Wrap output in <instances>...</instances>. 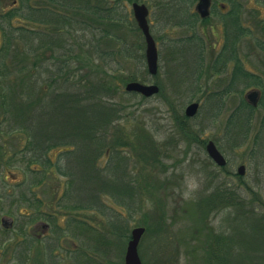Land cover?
<instances>
[{
	"label": "rangeland",
	"instance_id": "374dc122",
	"mask_svg": "<svg viewBox=\"0 0 264 264\" xmlns=\"http://www.w3.org/2000/svg\"><path fill=\"white\" fill-rule=\"evenodd\" d=\"M163 1L165 0H119L117 11L121 16L126 17L127 22L119 24L117 29H109L113 34L118 33L116 35L122 38L125 46L132 50L133 57H119L118 54L115 63L110 64L112 69H119L118 75L131 80L121 86L122 93H117L112 98L113 100H109L117 104L119 109L121 108L122 119L112 123L111 126L108 125V129L106 127L108 137L111 138L114 133L111 139L106 138L110 144L115 140L117 131H128V138L124 137V140L134 143L135 148H122L121 154L108 152L109 155L106 156L103 153L99 164L111 166L108 168L109 171L104 170V175L113 180L117 175L116 172L113 173V170L124 159L137 182L136 191L139 190V194L137 192L132 201L115 204L113 200L108 199L112 210L123 214L121 218L119 215L116 217L118 218L116 222L118 227L126 230L128 235L125 240H118L119 231L116 235L105 236L113 252L111 261L119 264H124L125 249L130 240V233L136 227H143L146 231L138 245L141 264H171L170 261L173 260L175 254L171 243H174L176 237L185 231L187 223L191 222V207L193 208L201 196L214 191L218 183L238 186L245 192H249L248 189L254 190L261 195L264 201V130L263 134L261 133L262 136L259 133L263 110L255 108L251 126L244 138L242 137L244 132L241 130L237 129L233 132L227 130V121L239 105L241 97L252 104L247 99V95L252 91H260V89L254 86L243 88L241 84L231 89V65L222 73L216 74L214 70L210 71L211 55L216 52L217 44L220 42L219 29L222 24L218 16L219 0L212 1L209 17L197 21L194 28L190 30L186 27L175 26L172 21H168L167 13L160 7ZM235 1L241 8L239 16L243 28L246 27L249 31V35H244L238 41L242 67L249 74L260 77L264 85V51L256 45V41L264 44V0ZM106 3L112 2L108 0ZM132 3L144 4L149 10L147 17L149 31L158 52V68L156 74L153 75L146 67L145 39L134 20ZM196 3V0H189L191 13H196ZM228 8L225 9L228 10ZM225 21L230 29L234 26L229 19ZM97 26L99 25L94 22H87L84 27H75L76 30L73 32V38L78 43H82L80 51L78 50L81 60L75 61L74 68L76 64H80L82 68L78 74L86 76L87 80L94 79L97 72L100 78H110L109 74L104 73L105 70L101 68L103 64L99 63L94 49L97 45L96 38L102 37V29L107 28L101 26L98 29ZM80 29L86 31H80ZM197 39L203 44L206 41L211 48V51L209 49L203 58L204 63L202 50L199 49L201 45ZM189 40L195 41L188 43ZM101 47L112 51L118 49L112 41L109 45ZM125 53V55L128 54V52ZM129 82L153 84L159 90L150 97L133 92L124 94L126 92L124 87ZM241 90L242 95H240ZM216 92L221 95L226 93L225 97L218 102V108L214 100L206 99ZM259 98L258 95L254 107H257ZM107 99L108 97H104V101ZM194 102L199 104V108L195 116L188 118L184 110ZM214 111H217L218 115L214 121H211L213 119L210 118V114ZM178 117L182 119L183 125L177 123ZM140 127L149 134L146 138L153 140L152 150L154 151L152 153L146 152L144 144L138 142L145 138H138L139 140L136 138L142 133L138 130ZM258 135L259 139L256 140ZM8 140L3 145L5 157L0 160V264H78L79 260L81 264V258H75V255L64 258L61 250L62 248L78 250L81 245L83 246V241L88 240L77 235L71 239L72 232L75 231L74 224L65 233H60V229L56 226L60 224V228L64 229L68 222L65 220V215L68 212L80 211L78 209L65 210L60 208V205L82 204L87 206L86 197L90 194L86 193V190L82 192L71 190V188L66 190L62 180L53 181L46 178L42 180V185L31 187L34 177L24 173L23 168L15 165L16 163L14 164L9 158L17 146L15 138L11 137ZM209 141H212L224 156L226 160L224 166L216 165L208 157L205 148ZM118 149L121 150V148ZM146 150H148V145ZM91 155L87 153L78 156L76 167L78 170L75 171L77 175L90 174ZM6 165L8 167L10 165V168ZM241 165L245 167L243 175H239L242 181L237 176V170ZM121 183L116 187L119 192L121 188H124ZM63 190L67 191L66 197L58 203ZM16 200H21L20 204H16ZM36 204L39 206H37L38 210L53 218L51 223L40 218L32 220L35 217ZM182 209L186 212L183 213ZM89 213H93L88 215L86 212L91 225L102 230L100 222H94V211ZM159 215L168 229L163 238L153 233L157 227L155 218ZM220 215L222 213L211 214L212 225L215 228H218ZM29 220L30 222H26L25 227L19 230V223ZM108 221L111 226L114 225L110 219ZM106 230L113 234L111 228H106ZM184 234H188V231ZM153 241L155 246L158 245L157 247L154 246ZM88 245L94 247L95 243H88ZM143 249L142 259L140 254ZM48 250L50 254L47 257L45 252ZM181 257L184 262L186 256L181 253Z\"/></svg>",
	"mask_w": 264,
	"mask_h": 264
},
{
	"label": "trees",
	"instance_id": "16d2710c",
	"mask_svg": "<svg viewBox=\"0 0 264 264\" xmlns=\"http://www.w3.org/2000/svg\"><path fill=\"white\" fill-rule=\"evenodd\" d=\"M7 1L10 4L7 5ZM107 1L0 0V160L5 157V141L14 137L17 146L9 158L15 165L22 167L24 173L34 177L31 187L42 185V180L46 178L53 181L62 180L66 190H86V193L90 194L86 197L87 206L60 205V208L65 210L80 211H76L79 214L68 212L65 215V220L68 221L66 229L60 228V224L56 226L60 233H65L74 224L75 231L72 232L71 239L77 235L89 241L84 240L83 246L78 250H61L64 258L73 255L75 258H81V264H119L111 261L113 252L105 236L116 235L119 231L118 240H125L128 235L116 222V217L119 215L121 218L123 214L112 210L108 199L113 200L115 204L132 201L139 191H136L137 182L124 159L113 170V173H117L113 180L104 175V170L109 171L111 166L99 164L103 153L106 156L109 155L108 152L121 154L122 148H135L134 143L124 140V137L128 138V131H117L115 140H111L110 144L107 141L114 133L111 138L108 137L106 127L108 129V125L111 126L122 119L121 108L109 100H113L114 95L121 92V86L131 80L118 75L119 69H112L110 64L115 63L118 54L119 57H133L132 50L125 46L122 38L116 35L118 33L113 34L109 30L117 29L119 24L127 22L126 17L117 11L119 0H109L112 2L110 4L106 3ZM161 4L160 7L167 13L166 18L175 26L193 29L196 22L201 21L197 13H191L189 10V0H165ZM234 8L238 9L234 29H238L240 39L249 35V31L246 27L243 28L239 16L240 6L235 5ZM225 19L228 18H224V21ZM87 22L98 24V29L101 26L107 28L103 27V36L96 38L97 45L94 49L99 63L103 64L99 66L105 70L104 73L109 74V79L100 78L97 72L94 79L87 80L86 76L78 74L82 68L80 64H76L74 68L75 61L81 60L78 50L80 51L82 43L73 38V32L75 27H84ZM110 41L117 46L118 51L101 47L109 45ZM191 41L188 43L195 40ZM197 42H200L202 47L203 42ZM256 45L264 51L263 43L256 41ZM125 52L131 54L125 55ZM237 84L243 85V88H259L261 94L257 107L241 97L239 105L227 121V130H241L244 132V138L251 126L255 110L260 108L263 110V116L259 133L263 134L264 85L261 78L249 74L239 62L238 73L236 78L231 80L230 88L233 89ZM225 94L212 93L206 99L214 100L218 108V102ZM104 97H108L107 101H104ZM217 115V111L210 114L213 119L211 121H214ZM180 119L178 117L176 121L183 125ZM138 130L142 133L136 138L145 139L137 141L144 144L146 152L152 153L153 140L146 138L149 134L144 132V128L140 127ZM258 139L259 135L256 136V140ZM87 153L92 154L89 161L90 174L77 175L75 171L78 170V156ZM113 164L112 162V166L115 165ZM237 176L241 180L242 177ZM120 183L124 187L120 189L121 192L116 190ZM66 190L61 193L58 203L66 197ZM248 190L249 192H245L238 186L218 183L214 191L201 196L193 208L191 207V222L187 223L185 229L188 234L185 235V231H182L174 243H171L175 254L170 263L264 264V201L259 193ZM20 202L21 200L15 201L16 204ZM37 206L36 204L35 217L32 220L40 218L51 223L53 218L38 210ZM90 211H94V222L99 221L102 230L91 225L88 215L93 213H89ZM182 211L186 212L184 209ZM216 212L222 213L218 228L213 227L211 219V214ZM109 219L114 225L111 226ZM26 222L29 223L30 220L19 223V230L25 227ZM155 224L157 227L153 233L163 238L168 229L160 215L155 218ZM105 227L111 228L113 234ZM148 237L150 238L149 235ZM92 242L95 243L94 247L88 245ZM153 243L155 246L154 241ZM181 253L186 256L184 262ZM49 254V250L45 252V256L48 257ZM140 255L143 259L144 249ZM80 262L81 260L77 263Z\"/></svg>",
	"mask_w": 264,
	"mask_h": 264
},
{
	"label": "water",
	"instance_id": "95a60500",
	"mask_svg": "<svg viewBox=\"0 0 264 264\" xmlns=\"http://www.w3.org/2000/svg\"><path fill=\"white\" fill-rule=\"evenodd\" d=\"M133 17L136 21L137 27L141 31L145 39V61L146 67L150 74H156L158 68V54L157 48L153 38L150 35L149 25L147 21L148 9L144 4L132 3L131 5ZM196 10L200 17L204 18L209 15V0H198ZM126 92L138 93L144 97H150L158 92V87L153 84H142L139 82H129L124 87ZM257 93L255 91L251 92L247 99L252 103L256 104ZM199 104L194 102L189 104L185 110L184 114L186 117L191 118L195 116ZM206 153L208 157L218 166H224L226 164L225 158L218 151L215 144L209 141L206 145ZM245 167L243 165L239 166L237 173L238 175H243ZM145 232L143 227H136L131 230L130 240L127 243L124 255V264H141V260L138 255V245L139 241Z\"/></svg>",
	"mask_w": 264,
	"mask_h": 264
},
{
	"label": "flooded vegetation",
	"instance_id": "af4514ba",
	"mask_svg": "<svg viewBox=\"0 0 264 264\" xmlns=\"http://www.w3.org/2000/svg\"><path fill=\"white\" fill-rule=\"evenodd\" d=\"M213 0H209V10L211 9ZM219 20L221 21V29L220 31V42H218V48L215 50L216 52L211 55L210 58V71H215L218 73H222L226 71L231 65L230 69V77L231 80L236 78V74L239 70V48H238V41H239V35H238V29H234V26L230 29L228 25H225L224 18H228L232 25L235 23V18L238 14V9L234 8L235 5H239L235 0H219ZM230 6V7H229ZM228 8L226 10L225 8ZM237 12V13H236ZM209 17L206 16L205 19ZM238 18V16H237ZM190 30V29H189ZM231 30V33L229 31ZM204 35V34H203ZM211 48L209 44L205 41V43L202 45V60L204 63V56H206L207 51ZM209 51V52H210ZM158 53V52H157ZM208 56V55H207ZM207 59V58H206ZM261 92L257 90V97L260 96Z\"/></svg>",
	"mask_w": 264,
	"mask_h": 264
}]
</instances>
